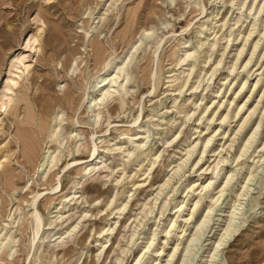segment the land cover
Instances as JSON below:
<instances>
[{"label":"rangeland","instance_id":"374dc122","mask_svg":"<svg viewBox=\"0 0 264 264\" xmlns=\"http://www.w3.org/2000/svg\"><path fill=\"white\" fill-rule=\"evenodd\" d=\"M111 1L0 0V160H5L7 154L12 159L10 166L0 168L1 221L10 220L11 216L8 215L17 206L28 210L26 200H32L33 193L48 191L47 186L40 185L37 167L33 168L22 155L23 138L32 141L34 131L32 128L25 130V124L18 125V121L28 119L32 113L30 109L37 112L50 103L55 104L54 108L57 109L59 105V109L64 108L69 114L70 111L65 109L66 99L72 96L74 104L79 102L76 117L83 119L85 114H81V111L85 106L84 101L92 91L97 76L106 70V64L116 59L123 60L134 50L131 48L132 43L145 30L153 31L151 35L145 36L131 63L136 71L129 85L135 91L136 99L132 101L128 95L125 108L120 110V117L112 119L114 121L108 131L105 129L96 133L97 137L107 131V136L112 139L110 143H114L121 137L134 136L140 130L137 127L140 123L148 124L151 140L147 149L144 147L146 150L140 159L129 162L125 171L122 168V154L113 157L112 153L110 156L113 158L108 161L112 167L96 177L83 178L82 182L86 186L93 183L102 189L101 193H97L89 188V195L95 196V199L91 201V196L87 202L81 199L70 201L71 195L65 196L71 191V181L78 171L72 167L65 168L67 164L64 163L56 171L63 179V185L60 186L62 191L52 195L51 199L44 197L40 209L47 222L50 211L56 209L53 207L59 201L68 203L64 209V219L68 215L73 217L71 221L63 223V231L66 224L75 220L73 224H76L80 216L86 214L85 210L90 209L86 217L81 219L84 221L81 224L83 228L74 238L65 239L67 241L63 245H54L56 235L50 241L46 240L40 248H35L37 240L33 244L34 231L29 215L26 223L13 229L20 239L18 251L14 255L16 257L0 255V264H134L137 257L144 254L140 264H165L177 243L179 249L171 264H209L215 242L227 226L235 205L242 207L238 215L241 226L222 246L215 260L217 262L213 264H264V119L256 141L244 157L238 158L261 116L264 118V57L261 58L264 40L260 41L253 60L245 66L258 36L264 33V10L259 15L260 32L249 37L248 47L237 61L238 52L264 0H257L252 11L254 0H247L245 7L239 5L241 0H236L235 5L233 0H118L117 5L110 9L112 20L105 26L99 40L92 42L94 36L90 39L83 30L93 20L88 13L90 9L104 12ZM240 16L241 21L237 22ZM225 21L228 23L224 26ZM230 30L233 31V40L227 46ZM36 37L38 40L34 41ZM29 39L31 46H27ZM215 39H218L219 45L213 53L210 45ZM186 50L197 51L196 68L187 84L185 77L190 66L179 64ZM211 52L212 59L208 62ZM20 53H23L24 59L16 61L15 57ZM221 57L223 61L213 73ZM25 64L30 65L29 70L25 69ZM76 66L78 69L73 73ZM234 67L236 70L230 73ZM19 74H23L22 77ZM10 77L20 82L8 91L5 84ZM245 78H248V82L241 88ZM257 80L259 82L256 84ZM4 92L15 99L7 110L2 106L3 102L8 101V95L2 96ZM34 96L36 101L33 103ZM244 103V109L236 116ZM258 103L259 112L256 111L249 123L241 127L245 116L247 118ZM196 104L197 107L201 106L197 108ZM192 107L196 108L195 113ZM229 110L234 117L230 119V125L224 123L219 130L220 120ZM187 115H191V118L187 119ZM204 116L215 119L209 120ZM208 122L211 125L209 129L206 125ZM81 128L89 139L93 129L88 125ZM212 133L215 141L209 144L203 154L204 142ZM199 137L202 139L198 141L195 153L178 170V164L188 157L187 149L196 144ZM233 138L234 144L231 143ZM189 143L191 145L188 146ZM43 149L44 146L39 147V156ZM225 156L229 160L222 163L220 160ZM84 157L91 156L86 154ZM153 160H157L154 165L151 164ZM215 169L221 173L218 178ZM231 169L235 171L233 180L217 203L213 202L220 196ZM251 172L254 175H250ZM212 177L213 184L204 188ZM6 179L9 182L6 183ZM166 179H169V183L160 193V187ZM25 184L32 185L31 189H27ZM245 184L251 187L249 191ZM158 192L160 195H157ZM156 196H160L158 201ZM200 197L201 200L196 204ZM127 201V208L118 211ZM209 204L214 207L210 212L211 217L214 215L213 220L199 231L201 239L192 243L189 256L184 257L186 247L207 213ZM181 205L184 206L180 214ZM193 211L194 218L190 213ZM220 214L223 216L217 220ZM117 219L119 222L116 223ZM109 227H116V230L111 240L103 244L107 240L105 235L111 232ZM216 229L217 233L213 236ZM155 231L158 236L151 248L147 249ZM161 249H164L162 253Z\"/></svg>","mask_w":264,"mask_h":264},{"label":"bare ground","instance_id":"6f19581e","mask_svg":"<svg viewBox=\"0 0 264 264\" xmlns=\"http://www.w3.org/2000/svg\"><path fill=\"white\" fill-rule=\"evenodd\" d=\"M235 1L236 0H233V4L235 3ZM256 1L257 0L253 1L254 3L252 5V7H251V11L254 8V5L256 4ZM117 2H118V0H112L111 3H110V6L108 8H106L104 10V12H101V10H98V11L94 12L93 10L90 9V11L88 13V16L90 17V19H93V20H92V23L88 27H83L84 28L83 30H84V34L87 37L90 36V39H91V37L94 36L92 42L96 43L97 42L96 40L97 39L99 40L100 35L105 30V26L107 24H109L110 21L112 20L110 9H111L112 6H116ZM261 2H263V1H261ZM246 4H247V0H241L240 3H239V5H241L242 7H245ZM259 6H260V4H259ZM259 8H260L259 12L254 17V20L252 22V26H251V28L249 30V33H248V35H247V37L245 39V42H244V44L242 45L241 49L238 52L237 61L240 59L241 55L243 54L245 49L248 47L247 46V42L249 40V37H251L255 32H260L259 26H258V21H259V15H260L261 11L264 10V2L261 5V7H259ZM254 14H255V12H254ZM241 17L242 16H240L237 19V22L241 21L240 20ZM96 19H98V20L95 21ZM227 23L228 22L225 21L223 23V25L225 26ZM93 24H95V26H93ZM148 30H145L144 33L142 35H140V37L136 41H134L132 43V47L131 48L134 49V50L130 51L129 55L128 54L126 56L124 55L125 57L123 58V60L122 59L121 60L120 59H116V60H113V61H109L106 64V70H104V72L102 74L97 76V81L91 87L92 91H90L88 93L89 94L88 98L85 99V101H84L85 102V106L83 108V111H81V114L82 113L85 114L83 116V119L79 118V117H76V115L78 114V110H79L78 109L79 102L74 104V100L72 99V97H73L72 96V97H69V98L66 99L67 107L65 109H68L70 111L69 114H67V112H65L63 110L64 108L63 109L62 108L59 109L60 108L59 105H57L58 106V109H57V108H54L55 104L50 103V104L45 105L39 111H37V112H39L38 115H37V112H36L35 109L34 110L30 109V111L32 113L29 115L28 119H25V121H23V120L18 121V125L19 124H25L24 125V126H26L24 128L25 130H29V129L32 128V130L34 131L33 133L35 135H34V138H33L32 141H25V138H23L24 141H22L23 142L22 155L25 156L28 161H30L31 166L33 168H34V166H35V168L37 167V172L40 174V181H41L40 185L47 186L48 191H46L44 193L37 192L36 194L32 192L34 194L32 196V200H29V199L26 200V207L28 208V210L25 211V207L22 208L21 206H17L15 211L13 213L10 212V214L8 215V216H11L10 220H8V219L2 220V221L0 220L1 221L0 222V255L1 256L4 255V256H7V257H10V256H12L14 258L16 257L14 255L18 251L17 246H19L20 239L17 238V235L15 234L16 231L13 230V229L15 227L21 226L23 223H26V221H28V219H29L28 218L29 215L32 218L33 231H34L33 244H35V241L37 240L35 248H37V247L40 248L45 243L46 240L50 241V239L53 238V236H56V235H58V236L56 238H54V240H53V242H55L54 245L55 246L63 245L67 240L74 238L76 236V234L78 233L79 229L83 228V227H81V224H83L84 221L81 220V219L86 217V215H87V213L89 212L90 209L87 210V211L85 210L86 214L81 215L80 216L81 219L76 224H73L74 222H76V220L66 224V226H65L66 229L64 231H63L64 228H62L61 226L63 225V223L65 221H71V219L73 217V215H68V218L64 219V211H65L64 209L67 208L66 205H68V203L65 204L64 201H61V202L59 201V203H57L55 206L53 205L54 206L53 208L56 207V209L53 210V211H50V215L51 216L48 217L49 219L47 220V222H45L44 214L42 213V211L40 209L41 200L44 197H46L47 199H51L52 195L58 194L59 192L62 191L63 188L60 189V186L62 187V185H63V179H62V176H59V173H57L56 171L58 169H60L63 166L64 163L67 164V166L65 168L72 167V168L77 169V171H78L77 175L75 177H73V179L71 181V185L69 187V189L71 191L65 196L67 197V196L71 195V198L69 199L70 201L71 200L79 201L81 199V201L87 202V201H89V198H91V196H92V195H89V193H88L89 192L88 191L89 188H92L93 191L94 192L96 191L97 193H101L102 189H99V187L97 185L93 184V183H91L90 185L86 186V184H84V182H82L83 178L92 177V176H95L97 174L101 175V174L105 173L107 171V168L112 167L111 163L108 162L109 159H112L113 157H116L117 155H121V154H122V157H121L122 161L121 162H123L122 163V165H123L122 168H123V171H125L126 168H127V164L129 162L133 161V160H135V162L138 161L140 159V156L143 154V151L147 149L146 146L148 145L149 141L151 140V128L149 127L148 124L142 125L143 123L142 124L140 123L139 125H137V127L140 128V130H138V132H136L135 135L133 134L134 136H132V137H130V136L129 137H127V136L126 137H121L119 139H116L114 143H110L112 141V139H110L107 136L106 133L109 130L110 125L114 121L112 119L115 118V117L116 118L120 117V110H123L125 108V104L127 102L126 101L127 100V96L129 95V98L132 101H134L136 99L135 91L133 92L132 91L133 88L131 89V86L129 85L130 81L133 80V72L136 71L135 70L136 67L132 66L131 63L133 61V58H134L136 52L139 50L140 46L142 45L145 36H147V35L149 36V35L152 34L153 31H148ZM241 33L242 32H240V34ZM263 35H264V33L261 36H258L259 39H257V41L255 42L254 48H253L252 53H251V56L248 59V61L245 64V66L249 65L248 63H250L253 60V58H254V56L256 54V51H257V49H258V47L260 45V41L264 40L262 38ZM36 40H38V37H36L34 39V41H36ZM232 40H233V31H231V33L228 36V44H227V46H229V44H230V42H232ZM30 41H31V39L28 40L27 46H31L30 45ZM218 45H219V41H218V39H215L213 41V43L210 45V51H212L214 53V50L217 48ZM37 50H38V48H37ZM212 52L208 56V62H210V60L212 59V55H213ZM22 54L23 53H20L19 55H17V57H15V60L16 61L17 60L18 61H23L24 57H23ZM262 54H263L262 57L260 56L261 58L264 57V53H262ZM196 55H197V51H195V50L194 51L186 50L185 57H181L180 60H179V64H182L183 66L184 65H189L190 66L189 69H188L187 76L185 77V83L186 84L189 82V79H190L191 75L193 74L194 69L196 68V62H197ZM189 59H191V62L186 63V61L189 60ZM222 61H223V58L221 57L218 60L217 65L213 69V73L217 70L218 65L221 64ZM14 62L12 63V65H14ZM184 62L186 64H183ZM236 64L237 63H235V65ZM29 68H30V65L29 64H25V69L29 70ZM77 69H78L77 66L74 67L73 68V73H75V71ZM234 70H236V67L232 68L230 70V73H232ZM24 72L25 71L23 70V74H24ZM184 72H185V70H183V73ZM23 74H19V77H22ZM261 75H259V76H261ZM259 80H257L256 84L259 82ZM19 82H20L19 79H16L14 77L8 78L7 83L5 84L6 90H8V91L13 90L14 87H16L19 84ZM247 82H248V78L247 79L245 78V82L243 83L241 88H244L246 86ZM256 84H255V87H256ZM180 92H182L181 89H180ZM5 95H8V93L4 92L2 94L3 97ZM203 95H202L201 100L204 99ZM14 101H15L14 97L12 95H8V101L7 102H3L2 106L3 107L5 106L6 107L5 110H7L8 106H10L11 103L14 102ZM35 101H36V97L34 96L33 97V103ZM176 101H177V98L175 99V102ZM259 103L257 104V106H255L253 108V110L251 112H249L247 118L245 116V120L243 121V125H241V127H245L249 123V121L251 120L252 116L255 114L256 111L259 112V109H258ZM222 104H224V101L221 103L220 107L222 106ZM245 105H246V103L241 105V107L239 108L238 112L236 113V116H238L240 114V112L244 109ZM199 106H201V105H199ZM196 107H197V104H196ZM192 108H195V107H192ZM236 110L237 109H235L234 112H236ZM193 112L194 113L196 112V108L194 109ZM215 112H216V110H215ZM187 116L189 117V118L186 117L187 119L191 118L190 117L191 115L190 116L187 115ZM232 117H234V116L231 115V110H229L224 115V117L220 120L221 122H220L219 130L221 128H223V126H224L223 124L224 123H228V125H230V121H232L230 119ZM205 118H207V117H205ZM201 119H202V117H201ZM207 119H209V118H207ZM214 119H215V117H212L209 120H214ZM263 119L264 118L261 116V119H260V121H259V123L257 125V128L254 130V132L251 134V136L248 138L247 142L245 143L244 147L241 149V153H240L239 157L237 156L238 158H240L242 156L244 157V154L248 151V149L251 147V145L256 141L257 135L260 133L259 132V128L262 126L261 123L263 122ZM79 124H81V125H79ZM83 125H86V126L88 125V126H90V128L93 129L92 135L90 136L89 139H87L86 133L84 132L85 130H83V128H85V127L81 128V126H83ZM206 125H207V129H209L211 127L210 122H208ZM105 129H107V131H105L104 133H102L100 135L98 134L99 136L96 137V133L98 131H104ZM224 130H225V128H224ZM226 132H224V136H225ZM239 133H240V131H239ZM220 135H221V133H220ZM208 136H209V134H208ZM42 139H44V141H41ZM201 139L202 138L199 137L197 142H196V144H194L192 147L187 149L186 153H187L188 157L183 162L180 161L181 163L178 164V170L183 168V166L187 163L189 158L195 153V150H196V147H197V143H198V141H201ZM182 140H183V138H182ZM185 141H187V140H185ZM213 141H215V138H214V135L212 133V135L208 137L206 142H204L205 145L202 144V145H204L203 154L207 151V148L209 147V144L212 143ZM233 141H235V138L231 139V143ZM233 144H234V142H233ZM233 144H232V146H233ZM189 145H191V143H189L188 146ZM41 146H44V149L42 150V153L39 156L37 152H38L39 147H41ZM144 147H146V149ZM224 147H225V145H224ZM230 147H231V145H230ZM112 153H113V157L111 158L110 155ZM86 154H89V156H91V157L90 158H85L84 155H86ZM124 157H126L127 159L124 160ZM200 159H202V156H201ZM200 159H199V161H200ZM157 160L151 161V164L154 165L157 162ZM228 160L229 159L227 158V156H225V157H222V159L220 161L223 163V162H226ZM11 161H12L11 155L7 154L5 160H0V168L5 167V166H10L11 165ZM218 164H219V162L217 163V165ZM80 166H82V167L80 168ZM217 167L219 168V166H217ZM221 168L219 170H222ZM262 168H263V166H262ZM219 174L221 175L220 171H217L216 172V177L219 176ZM251 174H252V172L250 173V175ZM11 175L13 176V174H11ZM11 175H10V178L12 177ZM227 175L228 176L226 178V181H224L225 183H223L224 186H222L223 188L220 190V196L217 197L215 199V201L212 200L215 203H217V201L224 195L225 190H226V186L229 183H231V181L233 180L234 175H235L234 169H231L229 171V174H227ZM252 175H254V174H252ZM253 178H254V176H253ZM212 179H214V178L212 177L211 180L209 181V183L207 185H204V188L210 187L213 184L212 183L213 182ZM103 180L107 181L105 179H103ZM246 181L248 182V178L246 179ZM5 182L6 183L9 182L8 179H6ZM119 182H120V180H118V183ZM168 183H169V179H166L165 183L162 184L161 187H160V193H161V191L164 190V187ZM247 184L244 185L245 188L248 187ZM246 185H247V187H246ZM193 186H191L190 188H192ZM232 186H234V184ZM232 186H230V187H232ZM26 187H27V189L30 190L32 185H30V186L26 185ZM249 188H251V187H248V191H249ZM23 190H24V188H23ZM243 192H246V191H242V193ZM157 195H160L159 192H158ZM159 197L156 196V201H158ZM93 199H95V196H92V199H90V200L92 201ZM65 200H66V198H65ZM200 200H201V197L196 201V204H198ZM128 203H129V201H127V203H125L123 205V207H121L118 211H120V210L124 211L127 208V204ZM156 203L157 202H155L154 206L156 205ZM241 204L242 203L240 202L239 205H241ZM57 205H59V206L57 207ZM183 206L184 205H181L179 207L180 214H181V212L183 210L182 209ZM207 207H208V209L207 208L206 209L208 211L203 216L204 217V218H202L203 220L201 219V223L198 225L196 232L193 234V237L191 238L190 243L186 247V251H185L186 253L184 254V257H186L190 253L192 243H194L196 240L201 239L199 231L214 216L213 215L211 217V214H210V212L213 211V208H214L213 204H209V206L207 205ZM233 208H234V210L231 212V216L229 218L227 226L224 228L223 233L219 234L220 237L215 242L216 246H215L214 251H213V253L211 255L213 260L211 259L209 264H213V263L217 262L215 260L219 257V253L223 249L222 246H224L228 242L230 237L241 226V224H239V220H238L239 216L238 215L241 214L240 210H242V207L239 208L238 206L235 205V206H233ZM32 209H33V211L30 212ZM145 209H146V207H145ZM118 213L122 214V212H118ZM190 213H191V217L194 218V211L190 212ZM179 216H181V215H179ZM221 216H223V214H220V218H218L217 220H220ZM191 217H188V218H191ZM188 218L186 219L187 221H189ZM117 222H119V219H117L116 223ZM120 222H121V220H120ZM219 226L221 227L220 224H219ZM211 229H212V226H211ZM218 229L214 230V232L212 234L213 236H215V234L217 233L216 231ZM53 230H55L54 234H52ZM108 230H111V232H109V233H107L105 235L107 240H105L103 242V244H105L107 241L111 240V235L114 233V230H116V227H109ZM101 231L102 230H100V232ZM167 233H170V231H168ZM209 234H210V232H209ZM206 235H208V234H206ZM157 236H158V233H156V231L153 232L152 238H151V240H149V243L147 245V249L151 248V245L154 244L155 239L157 238ZM65 239H67V240L65 241ZM112 240H113V238H112ZM165 241H167V240L165 239ZM166 243H168V241ZM201 244H203V243H201ZM147 249H146V251H147ZM178 249H179V244L177 243L175 245V247H174L173 252L170 254V258L165 262V264H171V262H172L173 258L175 257ZM160 251L162 253V251H164V249H161ZM160 251H159V253H160ZM146 254H148V252ZM144 256H145V254L141 255L140 257H137V259L135 260L134 264H140L142 262V259H143ZM116 263H117V261H116ZM181 264H186V263L183 262Z\"/></svg>","mask_w":264,"mask_h":264}]
</instances>
